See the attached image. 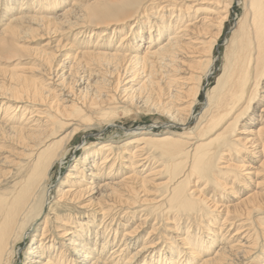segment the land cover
<instances>
[{
    "label": "bare ground",
    "instance_id": "bare-ground-1",
    "mask_svg": "<svg viewBox=\"0 0 264 264\" xmlns=\"http://www.w3.org/2000/svg\"><path fill=\"white\" fill-rule=\"evenodd\" d=\"M238 3L203 87L234 0H0V144L18 148L0 147L16 159L9 181L0 171V264H264V0ZM132 109L164 130L83 146L52 198L77 136ZM137 204L165 234L151 239L156 223L134 248L140 217L115 243L114 219Z\"/></svg>",
    "mask_w": 264,
    "mask_h": 264
},
{
    "label": "rangeland",
    "instance_id": "rangeland-1",
    "mask_svg": "<svg viewBox=\"0 0 264 264\" xmlns=\"http://www.w3.org/2000/svg\"><path fill=\"white\" fill-rule=\"evenodd\" d=\"M241 11H242L241 10V5L238 3V0H234V8H233V10H231L229 21L227 22V25H226L225 30H224L225 32L221 36V38L219 40V43H218L217 47L214 50L216 60H218V61H216V65H215V68L213 70L215 74H213V76H211L209 78L208 82H204L205 86L203 85V87H207V86L209 87V86L213 85V83L215 81V76L221 69L222 55H223L222 54V50H223V46H224L223 45L224 38L230 34V28L235 24L236 18L238 17V15H240ZM30 36L32 38H34L32 41H30V42H24L23 41L21 43L24 44V46L35 47V48L36 47H40L41 44L43 43L42 41H44L43 40L44 38H41V39L37 38L38 37L37 35H30ZM21 53L23 54V59L21 60L23 65L32 66V67L35 66V63H33V59L30 58L31 56H34L32 54V52L22 51ZM0 59H5V58L0 57ZM10 63H12V61H10ZM10 63L1 61L0 62V67L2 66L4 68L5 66H9ZM204 101H205V98L203 96V93H201V96L199 98V102L197 104L198 106H196V108H197L196 110H199L202 107V105L204 104L203 103ZM156 117H157L156 115L148 114V113H146L144 111H141L139 109H132V112L128 113V114H123L121 111H118L117 114H115V118H114L113 122H107L106 124L103 123L102 125H99V126H96V127H92L93 129H90V131L87 132V133H85V132L82 133V134L80 133L81 135L77 136L76 142L73 145V149H72V151H70V154L67 157V159H65L62 162L58 163L57 166L52 170V174H53L52 175L53 176L52 177V184H51L52 186L50 185L52 188L51 187L49 188L50 191H53L52 192L53 194L51 195V197L53 198L55 196V187L54 186H56L58 184V182L65 177V175L68 172V170L70 168H72L71 165L75 164V161H77V159L80 156H82L81 154L84 153V150H82L83 146L84 147H87L88 145L90 146L91 144H89V143H96V144L99 145L100 143H103L104 140H106V138L107 139L110 138V136L115 141L114 145L115 146H119V145H121V143L123 141H126V140L131 138V137L124 136V135L121 134V132L125 131L128 128H136V127H144V128H146V127H148V128H151V130L154 129L157 132L158 131L160 132V131L164 130L165 125L160 124V123L155 124V120L156 119H154V118H156ZM193 123H194V119L191 120L190 124L192 125ZM172 128L176 132L181 131L180 127H172ZM114 131H117L120 135L117 134V136H116V134L113 133ZM121 138L123 140H121ZM86 140H88L87 144H86ZM0 147H1L2 151H4V150L7 151L8 149L10 151L18 150V148H15L14 146H9V145L7 146L6 144L5 145L0 144ZM2 151L0 150V160L6 162V165L4 164L5 166H2L0 164V171L1 170L10 171L11 170L10 174L6 175V178H2L1 177L3 182H5V181L7 182V181H9L11 179L10 176L12 175V173H15V171H13L14 169L13 170L10 169L12 163L9 164L11 162V160H13L14 158H13V156L11 154L8 155L7 153L2 152ZM119 154H120V152H119ZM121 155H123V154L121 153ZM102 156H103V154H102ZM99 159H100V157L97 159V161H99ZM14 160L16 161V159H14ZM156 164L154 163V165H153V162H151L152 167H154ZM0 176H1V174H0ZM166 177H167V174H165V173L159 174L158 176H156V179H155L156 181L155 182L156 183L164 182L166 180ZM149 190H150V192H148V193H149V195L151 197L157 196V194H158L157 197H159L164 191V189H160V191H158V190H156L154 188H151ZM142 194L143 193H140L139 196L142 195ZM60 211L66 213V210L60 209ZM124 211L127 212L125 216H122V218H121V215L125 214L124 212H121L120 216L118 215L119 217H116V219H114V224L115 225H113V226L117 227V240H116L115 243L119 242L118 240L121 238L122 232H123V230L125 228H133V227H135V225L139 221L140 217L148 216L146 222L143 224L142 228L139 230V235L140 236L138 238L139 239L141 238V239L137 242V244L134 246V248L136 246L138 247L142 243L143 238L146 237V235L149 232V230H151L152 227L156 223H157V225L160 224V227L158 228L157 233L152 235V237H151V239H154V240H159V239H157L159 237V235L165 234V230L164 229H166L165 228L166 226H169V224H167L164 221H162L161 218H159V217L156 218L155 214L150 212V210H148V208H146L145 205L141 206V205L137 204V205L134 206V208L133 207L131 209L125 208ZM68 213H71L72 217H74V216H79V215L91 214V213H94V212L92 210H89V211L85 212V211H83L81 209L77 210V209L73 208L71 210V212H68ZM48 215L50 217V224H49L50 231L55 233L54 227L56 225H58V224H55L53 222V220H52L53 214L49 213ZM96 224H98V223L96 222ZM161 231H163V232H161ZM29 243H30L29 239L26 240V243L23 242L22 245H21V249H24L25 247H27V245L29 246ZM114 244L110 245L109 249H111ZM161 246H163L162 243L159 244V247H161ZM108 254L109 253L106 252V255H104V257L105 256L107 257ZM20 256H21V254L19 253L17 255V257H16V262H17L16 264H21V259L20 258H22V257H20Z\"/></svg>",
    "mask_w": 264,
    "mask_h": 264
}]
</instances>
